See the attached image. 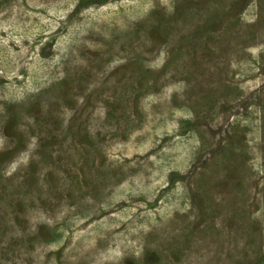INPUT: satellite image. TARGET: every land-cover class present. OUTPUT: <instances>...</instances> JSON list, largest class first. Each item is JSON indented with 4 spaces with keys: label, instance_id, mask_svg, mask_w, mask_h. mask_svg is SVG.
I'll return each mask as SVG.
<instances>
[{
    "label": "rangeland",
    "instance_id": "374dc122",
    "mask_svg": "<svg viewBox=\"0 0 264 264\" xmlns=\"http://www.w3.org/2000/svg\"><path fill=\"white\" fill-rule=\"evenodd\" d=\"M0 264H264V0H0Z\"/></svg>",
    "mask_w": 264,
    "mask_h": 264
}]
</instances>
